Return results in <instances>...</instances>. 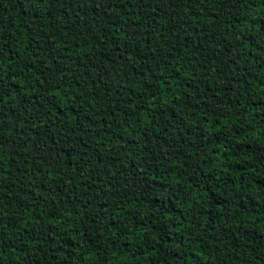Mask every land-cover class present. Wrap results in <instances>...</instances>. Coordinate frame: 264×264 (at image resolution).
<instances>
[{
  "label": "trees",
  "instance_id": "1",
  "mask_svg": "<svg viewBox=\"0 0 264 264\" xmlns=\"http://www.w3.org/2000/svg\"><path fill=\"white\" fill-rule=\"evenodd\" d=\"M0 264H264V0H0Z\"/></svg>",
  "mask_w": 264,
  "mask_h": 264
}]
</instances>
